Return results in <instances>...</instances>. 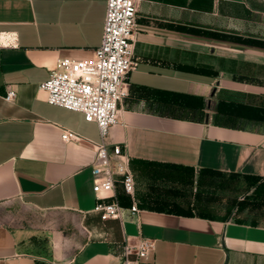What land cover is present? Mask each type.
Returning a JSON list of instances; mask_svg holds the SVG:
<instances>
[{
	"label": "crops",
	"instance_id": "1",
	"mask_svg": "<svg viewBox=\"0 0 264 264\" xmlns=\"http://www.w3.org/2000/svg\"><path fill=\"white\" fill-rule=\"evenodd\" d=\"M140 1L137 66L107 146L129 145L141 212L119 184L122 220L104 222L99 129L39 87L59 60L93 57L107 2L0 0V35L18 40L0 46V264H122L139 235L155 241L140 264H264L251 212L264 183V0Z\"/></svg>",
	"mask_w": 264,
	"mask_h": 264
},
{
	"label": "built area",
	"instance_id": "2",
	"mask_svg": "<svg viewBox=\"0 0 264 264\" xmlns=\"http://www.w3.org/2000/svg\"><path fill=\"white\" fill-rule=\"evenodd\" d=\"M107 11L101 46L89 60L61 59L50 79L40 85L43 100L50 105L80 113L88 123L99 129L100 143H93L96 160L92 164L93 191L98 203L94 212L102 221L122 220L121 206L116 189L119 184L132 200L130 212L138 217L135 177L131 170L129 145H114L108 149L111 130L119 124L123 100L128 95V76L136 68L134 60L137 42V18L140 0H106ZM17 38L2 33L0 46L17 47ZM17 93L9 90L5 99L14 102ZM62 139L68 143L81 137L63 129ZM155 241L141 237H128L122 264H140L149 260Z\"/></svg>",
	"mask_w": 264,
	"mask_h": 264
},
{
	"label": "trees",
	"instance_id": "3",
	"mask_svg": "<svg viewBox=\"0 0 264 264\" xmlns=\"http://www.w3.org/2000/svg\"><path fill=\"white\" fill-rule=\"evenodd\" d=\"M252 186L255 187L251 197L253 205L255 207L264 205V183L258 184L255 182ZM245 199H247V197Z\"/></svg>",
	"mask_w": 264,
	"mask_h": 264
},
{
	"label": "rangeland",
	"instance_id": "4",
	"mask_svg": "<svg viewBox=\"0 0 264 264\" xmlns=\"http://www.w3.org/2000/svg\"><path fill=\"white\" fill-rule=\"evenodd\" d=\"M236 197L238 196V198L240 199L242 196L241 195H236L234 194ZM249 208H253V207H250V204H249ZM251 212H255L257 215H261V218L263 217L264 219V205H259L258 207H255L253 208V210H251Z\"/></svg>",
	"mask_w": 264,
	"mask_h": 264
}]
</instances>
